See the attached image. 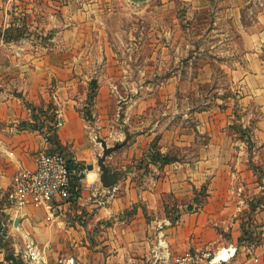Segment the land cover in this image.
<instances>
[{
    "label": "crops",
    "instance_id": "1",
    "mask_svg": "<svg viewBox=\"0 0 264 264\" xmlns=\"http://www.w3.org/2000/svg\"><path fill=\"white\" fill-rule=\"evenodd\" d=\"M259 19L257 32L240 28L245 59L233 72L244 100H256L257 125H230L231 110L219 109L201 111L192 128L101 125L123 143L105 161L119 174L111 187L98 167L110 138L100 144L79 111L76 79L57 71L66 64L36 58L28 71L26 55L0 57V205L11 239L43 250L44 264H170L205 248L226 250L222 264H264V12ZM40 150L93 165L54 214L21 204L14 187ZM156 151L168 159L156 161Z\"/></svg>",
    "mask_w": 264,
    "mask_h": 264
},
{
    "label": "rangeland",
    "instance_id": "2",
    "mask_svg": "<svg viewBox=\"0 0 264 264\" xmlns=\"http://www.w3.org/2000/svg\"><path fill=\"white\" fill-rule=\"evenodd\" d=\"M263 12L264 0H0V57L26 55L28 71L36 58L66 64L57 71L76 79L100 144L121 141L101 125L192 128L212 109L231 110L230 125H257L256 100H244L233 72L245 59L240 28L257 32ZM1 207L0 264H44L43 250L11 239Z\"/></svg>",
    "mask_w": 264,
    "mask_h": 264
},
{
    "label": "built area",
    "instance_id": "3",
    "mask_svg": "<svg viewBox=\"0 0 264 264\" xmlns=\"http://www.w3.org/2000/svg\"><path fill=\"white\" fill-rule=\"evenodd\" d=\"M69 161L78 164L61 151H38L35 168H24L16 177L14 187L19 202L22 204L30 201L42 205L51 214H54L57 205L71 202L78 195L77 181L82 179L87 168H71ZM225 252L222 249L214 253L210 248L188 250L170 264H222L226 257Z\"/></svg>",
    "mask_w": 264,
    "mask_h": 264
},
{
    "label": "water",
    "instance_id": "4",
    "mask_svg": "<svg viewBox=\"0 0 264 264\" xmlns=\"http://www.w3.org/2000/svg\"><path fill=\"white\" fill-rule=\"evenodd\" d=\"M122 146L123 143H117L113 146H110L106 142H102L103 152L102 155L98 158V165L102 172L101 181L106 187L114 186L118 182L119 174L117 172H111L105 161L112 152L118 150ZM87 169L92 170L93 165H88Z\"/></svg>",
    "mask_w": 264,
    "mask_h": 264
},
{
    "label": "trees",
    "instance_id": "5",
    "mask_svg": "<svg viewBox=\"0 0 264 264\" xmlns=\"http://www.w3.org/2000/svg\"><path fill=\"white\" fill-rule=\"evenodd\" d=\"M153 156H154V159L156 160V161H158V160H163L164 159V161L165 160H167L168 158H165L163 155H161L159 152H154L153 153ZM70 162V167L71 168H84V166L83 165H79V164H74L73 162H71V161H69Z\"/></svg>",
    "mask_w": 264,
    "mask_h": 264
}]
</instances>
